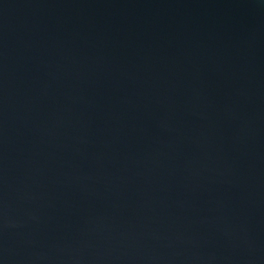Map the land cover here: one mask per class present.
I'll use <instances>...</instances> for the list:
<instances>
[{
    "label": "water",
    "instance_id": "95a60500",
    "mask_svg": "<svg viewBox=\"0 0 264 264\" xmlns=\"http://www.w3.org/2000/svg\"><path fill=\"white\" fill-rule=\"evenodd\" d=\"M0 264H264V0H0Z\"/></svg>",
    "mask_w": 264,
    "mask_h": 264
}]
</instances>
